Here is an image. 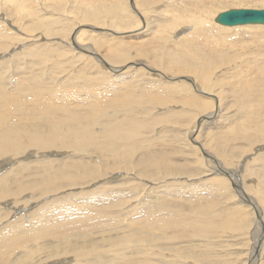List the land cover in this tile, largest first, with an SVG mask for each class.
<instances>
[{
    "label": "rangeland",
    "instance_id": "rangeland-1",
    "mask_svg": "<svg viewBox=\"0 0 264 264\" xmlns=\"http://www.w3.org/2000/svg\"><path fill=\"white\" fill-rule=\"evenodd\" d=\"M8 1L0 0V120L7 118L13 120L33 113H41L43 110L36 107L35 100L42 98L46 103V109L54 114L61 113L65 107L81 114L97 108L106 110L107 114H104L109 122L117 123L115 120H119L122 124L126 121L124 117L122 120V116L132 109L134 112L130 113L134 115L133 120L136 122L129 123L135 126L134 134L118 141L120 145L118 151L105 150L102 155L103 148L100 147V142L104 138V132L103 126L98 123L92 125V134L96 137L97 143L89 144L83 150L69 149L70 146L68 149L60 146L57 149L45 150L27 147L28 149L23 153L19 154L17 150L18 155L8 156L9 153L15 152L11 145H16L18 148L20 143L12 137L1 138L0 160L4 164L10 161L13 163L0 173V177L3 173H9L12 177L11 185L14 186L18 182L15 176L25 168V163L45 157L68 160L74 155L82 156V161L92 165L94 172H101L96 167L98 164L110 166L108 170L110 173L100 181L115 185L119 183L117 181L133 176V181L127 182L128 185L131 182L128 189H123V192H126L123 203H127L132 209L127 208L122 211L129 212L130 217L127 212V214L121 212L122 223L115 224L118 229L114 225H107L105 226L107 230L104 231L103 228L101 235L97 232L92 234V240L94 237L95 239L102 238L101 242L105 244L104 241L112 240L111 236L114 235L112 232H121L126 238V241L122 239L123 243L127 242L129 246L122 245V249L118 252L112 247L105 246L102 264L106 260L107 264H264V163L261 160L264 155V132L253 134L258 122L261 125L264 124V111H261L260 115L255 114L252 123H249L247 117L246 121L244 118L240 120L239 113L249 112L251 108L250 106L239 107L240 99L233 101L237 95L228 94L227 99L225 97L226 100H223L220 111L210 120L201 121L205 115L215 111L212 104L208 109L196 110L183 101L184 104L179 101L187 95L200 96L193 90L196 71L178 74V72L165 69L164 74L167 75L165 80L160 73L163 72L160 64L165 62L167 57L164 54L165 51L174 53L179 49L177 44L174 46V43L170 42V36H166V32L163 31L165 20L171 18L169 13L173 11L168 8L167 0H155L153 3L146 0V5L137 2L139 0H132L133 3L131 0H125L130 11L124 9L123 12L114 9L121 2L119 0H109L113 3L112 9L100 7L105 0H21L20 8L10 0ZM176 1L174 2L177 3ZM197 2L199 13L206 20L210 19L213 14L217 15L231 8H264L262 0H222L214 1L213 4H208L205 0H197ZM202 3L205 6L204 10L200 9ZM59 4L61 8H58ZM123 5L127 7L125 2ZM178 7L187 10L185 7L175 5V8ZM136 8L140 12H136L139 16L132 10ZM69 10L84 11L87 17L82 20L80 13H72ZM131 12L139 18L133 17ZM199 13L197 11L195 15ZM123 14L128 16L124 17ZM120 17L123 21L124 19L137 21L134 22L135 24L132 23V31L140 30V33H146L142 35V39L150 41L149 51L155 59L157 58L155 63H153L155 59L151 61L148 55L144 56L137 45H127L126 42H121L118 36L114 37L110 34V31L114 29L110 23L117 19L120 20ZM95 21L96 24H92ZM155 23L157 28L151 37L150 32ZM218 25L220 24L204 23L201 25V33L205 32V36L213 41L216 47L224 48L234 54L226 58L222 52L218 51L215 54L216 58L224 59L230 68L220 73L215 71L212 81L208 83L207 91H210L209 86H214L220 77L222 79L219 80V85H216L219 87L217 92L226 88L238 91L240 88L235 90L229 85L225 88L223 86L225 83L234 84L238 79L244 81L251 79L252 81L254 77L251 76H254L255 71H247L246 68L248 64L251 67L250 64L253 61L261 70L264 69V25L247 24L237 26L233 30H224ZM125 28L127 27H123ZM80 30L82 32L76 40V32ZM114 30L117 32V29ZM147 30H149L148 33ZM124 37L128 41L135 39L130 38L132 36L124 35ZM92 40L95 44H103V50H99L101 57L97 54L94 45L88 46ZM186 44L188 45L185 47L187 52L193 53V56L200 54V49L193 48L194 43ZM126 48L139 52L140 56L135 55L132 59L123 57L121 51ZM246 59L248 64L242 61ZM228 62H233V66L231 67ZM237 62L238 64L235 65ZM179 64L181 63H173L172 67L178 69ZM39 69L42 70L39 71ZM185 73H188L187 76ZM132 74L134 78L129 79L128 77ZM17 79L22 84H19ZM157 82L161 85L162 83L163 85L168 84L166 86L169 89L168 92H165L163 86L156 84ZM173 84L178 86L174 87ZM17 85L19 86L16 87ZM25 87L27 89L23 91ZM16 89L22 92L15 93ZM162 89L163 93H161ZM257 90L258 86L252 88V91ZM154 93L157 97L163 95L164 101H147L146 95H154ZM121 94L133 99V105L130 106L128 112L125 108V111L122 108L121 113V107L120 111L116 106L109 107V102ZM216 94L220 96V93ZM214 96L215 94L210 95L211 100ZM249 97L252 98L251 94ZM111 115L116 116V119L113 116L111 118ZM259 119H263V122ZM198 123H200L199 128L198 125L196 126ZM241 126L245 128V135H250V137L242 136V130L235 131ZM5 136H10V133ZM136 144L137 148L132 147ZM217 145H220L228 155L219 156L216 152ZM145 147L169 151L173 170L164 174L155 173L151 177L138 171L135 165L133 169H113L116 161L124 165L122 151L131 148L129 160L132 162ZM202 149L213 158L205 157ZM47 153L52 155L47 156ZM21 164H23L21 168H18ZM217 164L228 175L219 171ZM179 167L185 168V171H177ZM244 168H258L259 173L247 176ZM95 185L98 183L92 182L85 188L89 190L95 188ZM238 190L245 191L246 202L241 201ZM21 194L24 195V199L25 190L17 196L0 198V209L12 208L14 210L13 201ZM8 201L12 204H6ZM252 202H255L259 210ZM20 203L18 202L16 209L11 211L14 217L18 216V212L22 213L32 209L33 205L36 208L39 204L37 201V205L33 204L32 207H21ZM163 204L171 211L170 215H166L167 219L180 216L199 219L202 231L177 226L161 230L159 219L163 216L161 209ZM76 207L75 198L71 197L65 203L60 217L69 215L75 211ZM148 209L153 212L151 238L145 236L146 241H139V250L134 251L130 246L138 239L126 233L125 230L130 229L127 227L124 229V227L126 224L128 226V222L139 224L140 228L137 232L143 237ZM7 220L8 217L0 218V225ZM212 222L218 224L212 225ZM110 226L111 231L109 232ZM49 245L50 243H45L39 247L30 246L17 249L15 256L18 259L13 264L42 255L43 250ZM120 255H123L122 260L115 262L116 256ZM63 258L68 262L67 264H79L70 256H63ZM57 260L56 262L61 261ZM41 261L36 264H42ZM52 261L54 260L48 262ZM48 262H43V264H49Z\"/></svg>",
    "mask_w": 264,
    "mask_h": 264
},
{
    "label": "bare ground",
    "instance_id": "bare-ground-1",
    "mask_svg": "<svg viewBox=\"0 0 264 264\" xmlns=\"http://www.w3.org/2000/svg\"><path fill=\"white\" fill-rule=\"evenodd\" d=\"M53 1H58V0H53ZM119 1L121 2L114 9H118L121 12H123L124 9L125 10L128 9L130 11V7L125 0L124 1L119 0ZM149 1L153 3V1L155 0H149ZM174 1L175 0L166 1L169 6L168 8L172 9L173 11L169 13L171 18L169 20H165L163 31L166 32V36H170L169 37L170 42H173L174 46L177 44L179 49L177 48L178 50L175 51L174 53L165 51L164 54L165 56L167 55L166 61L162 62L161 63L162 65L160 64V66L163 68V72L160 73L162 74V76L165 77L162 78L164 80L166 79L167 75L164 74L165 69H169L172 72H178V74H182L180 72L191 73L192 71H196L195 74L196 76H194L195 86L193 87V90L199 93L198 95L200 97H197V95L195 96L187 95L182 97L179 100L180 102L183 101L184 103L188 104L190 108L196 110L208 109V107L211 106L212 104L215 108V111L212 114L205 115V117L201 120V121H205V119L210 120L215 116L216 113L220 111V107L221 105H223L224 102L223 100L225 99V97L227 99L228 94L232 96L237 95V97H235V100L233 101L236 102L237 100L240 99L241 105H239V107L250 106L251 108L249 112H240L239 119L244 118V120L246 121V117H247L249 123H252L254 119V115L255 114L260 115L261 111H264L263 108L264 69L261 70L260 67L257 64H255L254 61L252 62V64H250L252 65L250 67L249 64L246 63L248 61L247 59L242 60L243 63L248 64L247 65L248 68H246L247 71H251V70L255 71L253 72L254 76H251L254 77L252 81L251 79L249 81L238 79L235 80L234 84L225 83V85L223 86L224 88L229 85L231 88H234L235 90H238L239 88L240 90L234 91L226 88L221 92L219 91L217 92V89L219 87H217L216 85H219L218 82L220 79H222L220 77V79L219 78L217 79L214 86L211 85L209 86L210 91L209 90L207 91L208 83L209 81H212V77H213L212 75L215 73V71L217 73H220L230 68L224 59L216 58L215 54L218 51L222 52L223 54H225L224 58H226L230 55H233L234 52L228 51L224 48L216 47L213 41H210V39L205 36L206 35L205 32L201 33L202 32L201 25H203L204 23H215V25H217L218 23L220 24L218 26L224 30H233L237 26L247 25V24L264 25V22H240V21L234 24H223L218 22L217 20L219 14L229 10L231 11L242 10L245 12L247 11L253 13V12H262L264 11V8H258V7L231 8L229 10L220 12L217 15L213 14L210 19L206 20L199 13V7L196 6L198 3L197 0H189V1L177 0L176 1L177 3H175ZM205 1L208 4H213L214 1H222V0H205ZM10 2H13L18 8L22 6L21 0H10ZM124 2L127 7H123ZM137 2H141L144 5L147 4L146 0H139ZM131 3H133L132 0ZM191 4L194 5L191 6ZM60 5L61 4H59L58 8H61ZM175 5L185 7L187 10H184L183 8H179V7L175 8ZM10 6L12 8V4H10ZM100 7L104 9H109V8L112 9L113 3H111L109 0H105L101 3ZM93 9H95V7ZM200 9L201 10L205 9L204 3L201 4ZM132 10L135 14H137L136 13L138 11L137 8L136 10L134 9ZM197 11L199 14L195 15V12ZM70 12L80 13L82 20L87 17V13L81 10H71ZM123 15L124 17L128 16L127 14H123ZM137 15L136 16L134 15L133 17L138 19L139 15L138 16ZM134 22L129 21L128 19H124L123 21V19L120 17V20L117 19L110 23V25L114 29H117V32L114 29L111 30L110 34L114 35V37L118 36L119 40L121 42H126L127 45H132V44L137 45L139 51L140 52L142 51L141 53H143L144 56L148 55L149 59L152 61L155 58L154 55L151 54L149 51L151 43L148 40L143 41L142 37L144 36L143 34L145 32H143L142 34L139 32L140 30H137L138 32L132 31L133 29L131 27H133L132 23ZM92 24L95 25L96 21L92 22ZM140 25L142 24L140 23ZM123 27H127V28L123 29ZM156 28L157 25L155 23V26L152 28L153 30L150 32L151 37L155 33ZM81 32L82 30L76 32V36H75L76 40H77V36ZM129 32L131 33L129 34ZM148 32L149 30H147V33ZM122 33L123 35L121 36ZM126 33H128V35H126ZM1 35L3 37V34ZM124 35L126 37L132 36L130 38H135V39L132 40L133 42L128 41L124 37ZM146 37L147 35L145 36V38ZM87 38L89 39V37ZM184 42L194 43L195 46L193 48L200 49L199 50L200 54L198 56H193V53L187 52L185 47L188 45ZM91 45L95 46L97 54L101 57L99 50L101 51L103 44L101 43L95 44L92 40L88 44V46ZM47 51H49V49ZM242 52H244V50H242ZM121 55L123 57H128L132 59L135 55L139 57L140 53L128 50L126 48L121 51ZM41 60L43 61V57L41 58ZM188 60H193V61L187 62ZM156 61L157 58L154 60L153 63H155ZM173 63H181L178 66L179 67L178 69L180 70H178L177 68H173L172 67ZM228 63L231 65V67L233 66V62H228ZM237 64L238 62L235 65ZM114 69L115 68H113V70ZM217 69L219 71H217ZM41 70L39 69V71ZM188 73H185V76H187L186 74ZM155 74H157V72H155ZM133 75L134 74L130 75L128 78L133 79L134 78ZM176 76L177 74L175 75V78ZM153 79L156 80L157 78L156 79L153 78ZM163 79L161 80L164 81ZM18 80L19 79H17L16 81L18 82ZM160 82L159 83L157 82L156 84H160ZM18 83L22 84L20 82ZM167 85L168 84L163 85V83L161 85L163 86V89L165 90L166 93L169 90L168 88H166ZM18 86L19 85H17L16 87ZM175 86L178 85L175 84L174 87ZM257 86H258V90L252 91V88ZM26 89L27 87H25L23 91ZM163 89L161 93H163ZM206 91L209 93H207ZM21 92L22 90H17V89L15 90V93H21ZM216 93H220V96ZM211 94H215L212 100L210 98ZM250 94L252 98L249 97ZM146 100L151 102L154 101L162 102L164 101V98L163 95L157 97L156 94L154 93V95L151 94L146 95ZM35 105L37 108H40L43 111L41 113H33L29 116L22 118H14L13 120L11 118L0 120V139L12 137L20 143V146L18 148H16V145H11L14 148L15 152H11L9 154H13V153L15 154L14 155L8 154V156H16L18 155L16 153L17 150L19 151L20 154L25 152L28 148L45 150L51 148L57 149L61 146V147H66V149H68V147L70 146L69 149L83 150L89 144L97 143L96 137H94L92 134V125L96 123L101 124L103 126L104 138L100 142V147L103 148L101 151V155H102L105 152V150L110 152L118 151V149L120 148L118 141L120 139L133 136L135 131V126L133 127L130 125L131 122L132 124L133 122H136L133 120V118H135L134 115L130 113L134 111H132V109L129 110L130 106L133 105V99L124 96V94L115 96L111 100V102H109V107L116 106L118 107V110L121 107V113L123 112L122 110L124 108L127 110V112L129 110V112L126 114L124 113L123 116L118 114L119 116H122V120L123 117L126 120L122 124L119 123L120 122L119 120H115L117 123L109 122L107 116H105V114H107L106 110H99L97 108L90 109L86 111L84 114H81L74 112L69 108L65 107L62 109L61 113L54 114L50 110L46 109L45 107L46 103L42 98H37L35 100ZM248 114H250V116H248ZM112 116L113 115H111V118ZM115 117L113 116V118ZM259 120L263 122V119H259ZM200 123L196 124V126L198 125V128ZM195 129L197 130L196 127ZM244 129L245 128H242L241 126L235 129V131L240 132V130H242L241 132L242 136L250 137V135H245ZM262 132H264V124L261 125V123L258 122L257 128L253 130V134L254 133L258 134ZM7 133H10V136H5ZM136 146L137 144L132 147L137 148ZM216 147H217L216 152L219 156L228 155L227 152H225L220 147V145H217ZM130 153H131V148L128 149L127 151H122L121 156L123 157L124 165H122L121 162L116 161L113 164V166H115L113 169H133L135 168V166H137L138 171H140L146 176L150 175L151 177H153L155 173L158 174L159 172H161L162 174H164L166 172L173 170L170 164L169 151L151 149V148L149 149L148 147H145L144 149H142L136 160L132 162L129 160ZM203 154H205V157L213 158V156H211L209 153L205 152L204 150H203ZM50 155L52 154L47 153V156ZM82 159H83L82 156L79 155H74L70 157V159L68 160L54 159V158L47 159L45 157L44 159H36L32 162L25 163V168H23L22 171H20V174H17L15 176V178L18 179V182L14 186L11 185L10 179L12 177L10 176V174L9 173L2 174V177H0V198L6 196H17L22 191L25 190L26 197H24V199H23L24 195L21 194L20 197H18L16 200L13 201V204H15L13 205L14 210L16 209L15 207L18 206L17 205L18 202H21L20 203L21 207H25V206L29 207L33 204H36L37 201L39 204L38 207L36 208L35 205H33L34 207L32 209H28L22 213L18 212V216L15 217L11 215L12 214L11 211H14L12 208L0 209L1 210L0 218L8 217V220L0 225V262H2L1 264H13V262L18 259V257L15 256V252L17 249L26 248L30 246L39 247L45 243H50V245L48 246L47 249L43 250L42 255L31 259L21 260L17 264H36L41 260H42L41 261L42 264L43 262L46 263L51 260L54 261L48 262L49 264L51 263L67 264L68 262L65 260V258H63V256H70L71 259H73L76 263L79 264H102L101 260L103 257V249L105 246L112 247L117 252L120 249H122V245L129 246V243L127 242L123 243L124 240L122 239H125L126 241V238L124 236L125 234H121V232L119 233H116V231L112 232L114 234L111 236L112 240L104 241L105 244L101 242L102 238L95 239L94 237V240H92L93 239L92 234L96 232L100 234L103 228L104 231L107 230L105 229V226L107 225H114V227L116 228L115 224H119L122 221L121 218L123 217V215L121 217V212L122 214L127 212V211L123 212L122 210L127 208H130V210L132 209L130 205H127V203H123V200L125 198L124 193H126L123 192V189L125 188L128 189V186L130 185L131 182L129 183V185L127 184V182L133 181V176L123 178L117 181L119 183L115 185L108 183L106 181H100V179L105 178L110 173L108 172L110 166H106L104 164H98L96 165V167H98L101 170V172L100 173L94 172L95 171L94 167L92 165H88L86 162L82 161ZM256 159H258V157ZM103 160L105 161L106 159ZM261 160L264 163V155H262ZM12 163L13 162L10 161L8 163L5 162L4 164L0 160V173L3 172L6 168H8V166H11ZM22 165L23 164L19 165L18 168H21ZM217 166L219 167V171L225 172L223 169L220 168L219 164H217ZM15 170L17 172V169ZM176 170L185 171V168L179 167ZM244 171L247 172V176L255 175L256 172L259 173L258 168H250V169L244 168ZM225 173L227 174V172ZM22 174H24L26 178ZM92 182L94 183L97 182L98 185H95L96 186L95 188H90L89 190H86L85 187L87 186V184L91 185ZM237 193L239 194L238 196H240V198L242 199L241 201L246 202L247 196L245 194V191L238 190ZM71 197L75 198L77 207L75 208V211L61 218L60 216L62 214V209L65 203ZM6 204H12V202L8 201L6 202ZM252 204L256 209H258L255 202H252ZM161 209L163 214V216L159 219V227L161 230H165L168 227L177 226L185 229L192 228L196 231H202V227L200 225L199 219H193L187 216H180L176 218L167 219L166 215H170L171 211L164 204L161 206ZM127 213L126 214L130 217V213L129 212ZM127 220L129 219L127 218ZM152 223H153V212L150 209H148L146 212L145 234L143 237L139 236L137 232L138 229L140 228L139 224L134 222H128V226L127 224L125 225L124 229L126 227L130 229V230H125V232L133 236H136L138 239L137 242H135L130 246L132 249H134V251L135 249L139 250L138 248L139 241L140 242L146 241L144 239L145 236H149V238H151ZM217 224H218L217 222H212V225H217ZM108 231L109 232L111 231V226ZM122 256L123 255L116 256L115 262L122 260ZM58 258L61 261H58L59 260ZM70 258L68 259L66 258V259L69 260ZM56 260L58 262H56ZM106 261H103V264H107Z\"/></svg>",
    "mask_w": 264,
    "mask_h": 264
},
{
    "label": "water",
    "instance_id": "water-1",
    "mask_svg": "<svg viewBox=\"0 0 264 264\" xmlns=\"http://www.w3.org/2000/svg\"><path fill=\"white\" fill-rule=\"evenodd\" d=\"M218 22L223 24H234L240 22H264V11L245 12L242 10H229L218 15Z\"/></svg>",
    "mask_w": 264,
    "mask_h": 264
}]
</instances>
